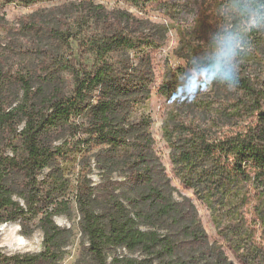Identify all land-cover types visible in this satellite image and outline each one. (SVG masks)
I'll return each mask as SVG.
<instances>
[{
  "label": "trees",
  "instance_id": "1",
  "mask_svg": "<svg viewBox=\"0 0 264 264\" xmlns=\"http://www.w3.org/2000/svg\"><path fill=\"white\" fill-rule=\"evenodd\" d=\"M54 1L61 0H0V6ZM121 1L135 8L157 4L173 22L194 20L192 34L205 51L193 69L212 71L208 96L235 90V111L258 113L254 124L217 138L180 122L165 126L164 138L182 185L215 212L233 213L252 194L251 222L264 241V115L246 51L250 34L256 40L263 29L264 0ZM254 17L257 28L250 30ZM210 19L216 29L207 37ZM0 30L9 49L0 52V225L17 222L22 236L42 235L35 254L7 255L0 248V264H60L73 231L53 218L71 219L72 212L82 241L75 264H234L220 243L209 241L192 200L176 197L153 150L147 107L157 80L154 55L170 27L94 0H66L13 27L0 17ZM226 37L241 41L232 56L235 88L213 79ZM182 85L166 76L156 91L187 109L206 107L201 93L178 94ZM70 154L83 161L75 180L63 165ZM219 235L244 264L264 259L243 219Z\"/></svg>",
  "mask_w": 264,
  "mask_h": 264
},
{
  "label": "rangeland",
  "instance_id": "2",
  "mask_svg": "<svg viewBox=\"0 0 264 264\" xmlns=\"http://www.w3.org/2000/svg\"><path fill=\"white\" fill-rule=\"evenodd\" d=\"M66 0L54 2H35L30 6H17L10 4L0 6V17L8 23L9 26H15L22 17L28 16L40 10L50 8L62 3ZM96 4L103 5L106 9L121 8L125 9L138 18L149 19L154 23L167 25L170 27L168 31V40L165 45L159 49L154 55V65L157 71V80L153 86L151 99L147 107V113L152 120L151 135L154 139V152L160 158L172 185L176 188V197H189L194 203L202 226L208 236L210 242H218L221 244L225 254L234 264H244L239 255L233 251L229 245L223 241L219 235V230L227 224L237 223L239 219L246 222V226L252 232L251 241L259 248L264 250V241L260 237L258 225L251 222L250 209L252 204V194H245L242 203L233 213L224 214L215 212L209 203L196 199L193 191L182 185L180 178L174 173L173 166L169 159L170 148L164 138V127L172 126V124L193 123L202 128L211 130L213 138H217L222 134L229 132H238L244 130L245 127L254 124L258 120V113L254 110L250 112L237 113L235 111V102L239 98V93L235 90L230 92L228 96L212 97L207 92L213 90V85L207 80H203V75H199L202 84L208 86L205 91H196L204 95L200 97L203 101L207 100L206 107L184 108L178 100H168L157 94V87L164 81L166 76H173L177 80V84H184L188 77L197 78V73L193 69L194 59L200 55L201 51H205L204 42H200L197 36L192 34L194 20H180L178 22L171 21L159 8L157 4L147 5L146 8H135L126 5L121 0H94ZM202 10L201 13L206 17ZM208 15V13H206ZM212 19L207 24L210 27L207 37L216 29ZM257 28L256 23L253 25V18H250V30ZM262 30L257 31V39L250 34V48L246 51L250 56L248 69L250 79L254 87L260 91L262 97L260 101V111L264 115V25ZM261 35L258 36V35ZM19 43L25 47L30 45L28 39L19 38ZM74 47V46H73ZM237 49H241L238 47ZM0 52L7 54L9 52L7 44V34L0 30ZM88 65V57L83 60ZM70 81L67 82L68 88ZM203 93V94H202ZM10 154V153H8ZM82 158L79 154H70L69 160L63 165L66 166L71 180H75L80 171V163ZM86 170H88L86 168ZM47 170H44L39 179H42ZM92 180L97 182L96 176H92ZM55 223L61 227L70 228L73 231L72 244L67 248V253L60 264H75L81 249L82 241L77 228L78 217L72 212L71 219L64 216H55ZM20 226L17 222H10L0 225V248L7 255H23L35 254L41 251L42 235L40 231H35L28 237L21 235ZM253 264H264V259L257 260Z\"/></svg>",
  "mask_w": 264,
  "mask_h": 264
},
{
  "label": "clouds",
  "instance_id": "3",
  "mask_svg": "<svg viewBox=\"0 0 264 264\" xmlns=\"http://www.w3.org/2000/svg\"><path fill=\"white\" fill-rule=\"evenodd\" d=\"M256 23V18H253V25ZM241 41L236 38L226 37L225 40L221 43V52L218 55V58L214 59L213 63L216 67L215 75L213 79H221L226 84L231 85L232 88H235L238 85V80L235 76L234 71V62L232 60L233 54L236 52L237 48L240 46ZM200 71H203V80H207L212 71L206 65ZM208 89V86L202 84V79L197 73V78L193 79L188 77L184 84L179 88L178 94H194L196 91H205ZM174 94H177L174 92Z\"/></svg>",
  "mask_w": 264,
  "mask_h": 264
}]
</instances>
